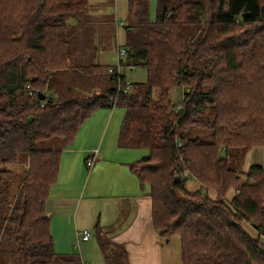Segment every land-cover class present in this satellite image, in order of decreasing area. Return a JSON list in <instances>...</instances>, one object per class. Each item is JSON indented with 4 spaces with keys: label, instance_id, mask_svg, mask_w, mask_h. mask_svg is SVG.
<instances>
[{
    "label": "trees",
    "instance_id": "trees-1",
    "mask_svg": "<svg viewBox=\"0 0 264 264\" xmlns=\"http://www.w3.org/2000/svg\"><path fill=\"white\" fill-rule=\"evenodd\" d=\"M87 8L88 0H0V248L12 244L16 264L76 259L54 253L45 211L61 154L37 145L69 144L98 109L120 106L121 145L149 151L130 170L147 186L155 231L179 237L180 262L264 264V166L242 168L247 152L264 147V0H156L153 21L147 13L126 29L121 66L144 67L146 81L124 94V74L76 60L84 47L71 31L84 27ZM66 69L108 84L89 97L47 96L50 76ZM196 129L210 141L194 138ZM17 163L27 164L19 176L7 168Z\"/></svg>",
    "mask_w": 264,
    "mask_h": 264
},
{
    "label": "crops",
    "instance_id": "crops-1",
    "mask_svg": "<svg viewBox=\"0 0 264 264\" xmlns=\"http://www.w3.org/2000/svg\"><path fill=\"white\" fill-rule=\"evenodd\" d=\"M93 1L102 5L109 4V0L107 2L88 0V7ZM87 30L91 28L84 27L82 34ZM89 39L91 44L86 49L75 50L76 60L109 66L103 63V60L109 56L107 54L111 49L110 43L102 44L100 34L94 30ZM114 54L110 57L112 58ZM83 77L89 79L93 76L84 74ZM91 88L101 90L102 87L98 85ZM98 111L99 109L93 116H96ZM104 111H101L96 119L92 120L94 117L91 116L83 122L72 142L69 144L64 142L63 146L55 149L61 154L59 172L45 205L54 253L76 258L72 253L74 247L80 248L81 245L90 242L92 231L96 232L95 242L99 246L97 241L100 230L107 231V228L113 226V229L109 228L108 231L110 232L108 244L113 249L125 252L124 264H164L169 253L164 254L162 244L164 240L155 231L151 222L148 189L146 186H140L130 170L129 165L132 161L121 151L122 148H135L121 145L118 135L121 126L109 131L110 122ZM109 132L110 139L107 141L108 144L104 145L105 137ZM91 151H95L96 154H92ZM259 156L262 159H259ZM89 157H94L91 168L86 167L85 164ZM251 157L259 163L258 165L264 166V147H254L246 153L243 161ZM254 164L257 163H245L242 168L246 170ZM98 192L102 193L98 194ZM233 193L231 191L228 198ZM82 201H85L82 211L87 210V218L83 214L82 217H77ZM97 224L99 228L95 230ZM85 230L90 232L86 242L82 241L79 235ZM109 250L102 252L105 264L113 253Z\"/></svg>",
    "mask_w": 264,
    "mask_h": 264
},
{
    "label": "rangeland",
    "instance_id": "rangeland-1",
    "mask_svg": "<svg viewBox=\"0 0 264 264\" xmlns=\"http://www.w3.org/2000/svg\"><path fill=\"white\" fill-rule=\"evenodd\" d=\"M107 2V0H104ZM156 0H109V4H99L96 1H93L91 3V6L87 8V15H86V21L83 23L84 27L91 28V30L85 31L84 34H82L84 27L79 28H72L71 35L74 34V36H77L76 40L80 43H83L84 49L90 45V35L94 31H96L98 34H100V39L102 40L101 43H105L108 45L110 43V50L107 55H109L106 59L103 60V63L109 64V66L114 65V58L117 56L116 48L122 47V45H125L127 41V27H135L136 24H139V20L143 19L145 16L144 14L148 13V17L150 21H153L156 16ZM108 18V19H107ZM109 21V23L106 24V21ZM66 22L69 24H74V26H78L77 22L73 20L71 17L66 18ZM103 27V28H102ZM83 35V36H82ZM116 47V48H114ZM115 50V51H114ZM115 53V54H114ZM114 54V56L111 58L110 56ZM81 74V73H80ZM124 75L126 77V80L131 83H138V82H145L146 77V70L142 66H137L134 68V70H124ZM89 80V81H88ZM83 78L79 75V73L71 71V70H63L58 71L54 74H52L49 78V87L45 90V94L47 96H53L55 98H60L62 100L67 98H74V97H89L95 94H101L103 91L96 90V89H90L89 86H100L102 89H104V85H107L108 82L105 80L98 79L100 82L97 81H90V79ZM104 86V87H103ZM100 88V87H98ZM156 93V91H155ZM171 101L174 106L177 104H180L181 97H182V89L180 88H174L171 91ZM105 110V111H104ZM112 110V113H111ZM106 112L107 118L109 119L108 122H110V132L111 129L116 128V126H121L122 118L124 116L125 109H123L120 106H114L110 109H99L97 115L100 112ZM96 116H93L94 119H96ZM91 120V121H92ZM89 123V122H88ZM106 135V140L104 142V145L108 144L107 141H109V134ZM120 133V130L118 131V135ZM192 136L194 138L198 137L203 142H209L211 135L208 131L196 129L194 133H192ZM64 140L54 137L53 139H49L47 141H42L37 145V148L40 150H55L56 148L59 149L61 146H63ZM123 153H126V156L129 160L132 162L139 161L141 158L146 157L149 155V151L145 148L140 149H121ZM94 151H91V153ZM255 153V152H254ZM253 153V155H254ZM93 154V153H92ZM252 156V155H251ZM252 158V157H251ZM245 158V161L243 162V165L245 163L251 164V163H257V161H254L253 158ZM251 159V160H250ZM259 159H262L261 156H259ZM258 159V160H259ZM251 161V162H250ZM242 165V167H243ZM7 168L11 170H15L17 176H19L23 170H26L27 164L25 163H17V165ZM91 184V182L89 183ZM88 184V186H89ZM147 187V186H146ZM186 187L189 191L193 192L196 189H198V184L195 180L189 179L186 182ZM89 190V189H88ZM87 190V191H88ZM103 191V189H100ZM102 193V192H98ZM86 201V200H85ZM85 201H82V203L79 205V211L77 217H82V214L87 218V210L83 212V206L85 204ZM127 214V213H126ZM112 223V221H110ZM109 222V223H110ZM243 227L247 231V233L250 234V236L254 239L257 238L258 234L255 233V231L251 228L247 222L242 223ZM102 228V226H101ZM110 230L113 229V226L109 227ZM109 228H107V231H102L98 233V245H96L95 242V233L91 232V241L83 244L80 246V248L74 247V255L76 256V259H73L72 262L68 264H105L103 261V255L102 252L106 249L109 250L111 248L112 256L109 258L110 260L115 258L116 256H119L121 254V251L118 249L116 250L110 247L108 244V235L110 234ZM105 229V228H104ZM90 231V229H89ZM164 240V239H163ZM260 242L264 246V237H260ZM164 246V254L167 255V259H165L164 264H182L180 262V240L179 237L174 235L171 236L169 239H165L162 243ZM14 247L9 242H5L1 248H0V264H16L17 263V256L14 254ZM166 251H168L166 253Z\"/></svg>",
    "mask_w": 264,
    "mask_h": 264
},
{
    "label": "built area",
    "instance_id": "built-area-1",
    "mask_svg": "<svg viewBox=\"0 0 264 264\" xmlns=\"http://www.w3.org/2000/svg\"><path fill=\"white\" fill-rule=\"evenodd\" d=\"M117 56L114 59V65L109 66V68L106 71V74L109 75H115V76H121L124 74V70H133V66H121V59H123V57L125 56V54L127 53L126 50L122 47V48H117L116 50ZM129 86H130V82H128L124 87H122L120 84L117 86V92H122L123 94L126 93L129 90ZM115 102V100H114ZM177 109H181V105L177 104L176 105ZM93 154H96V152L94 151ZM93 160L94 157H89L85 164L86 167L91 168V166L93 165ZM80 238L82 241L86 242V240L89 239L90 236V232L88 230H85L83 232H81L80 234Z\"/></svg>",
    "mask_w": 264,
    "mask_h": 264
},
{
    "label": "water",
    "instance_id": "water-1",
    "mask_svg": "<svg viewBox=\"0 0 264 264\" xmlns=\"http://www.w3.org/2000/svg\"><path fill=\"white\" fill-rule=\"evenodd\" d=\"M38 95V98H40V99H42V100H44L46 97L43 95V94H41L40 92L37 94ZM29 121H31V118L29 119Z\"/></svg>",
    "mask_w": 264,
    "mask_h": 264
}]
</instances>
